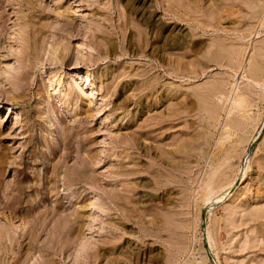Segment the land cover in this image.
<instances>
[{"label":"rangeland","instance_id":"374dc122","mask_svg":"<svg viewBox=\"0 0 264 264\" xmlns=\"http://www.w3.org/2000/svg\"><path fill=\"white\" fill-rule=\"evenodd\" d=\"M0 264H264V0H0Z\"/></svg>","mask_w":264,"mask_h":264},{"label":"bare ground","instance_id":"6f19581e","mask_svg":"<svg viewBox=\"0 0 264 264\" xmlns=\"http://www.w3.org/2000/svg\"><path fill=\"white\" fill-rule=\"evenodd\" d=\"M257 29V28H256ZM243 104V103H242ZM243 123V122H242Z\"/></svg>","mask_w":264,"mask_h":264}]
</instances>
